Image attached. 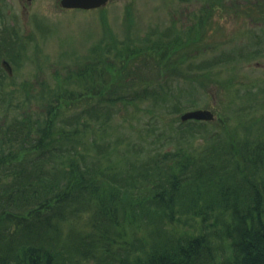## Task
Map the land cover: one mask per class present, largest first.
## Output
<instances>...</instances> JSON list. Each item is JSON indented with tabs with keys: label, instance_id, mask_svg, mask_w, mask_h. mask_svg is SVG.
<instances>
[{
	"label": "trees",
	"instance_id": "obj_1",
	"mask_svg": "<svg viewBox=\"0 0 264 264\" xmlns=\"http://www.w3.org/2000/svg\"><path fill=\"white\" fill-rule=\"evenodd\" d=\"M200 1L199 20L186 30L134 27L126 7L118 37L102 16L101 36L83 56L64 53L73 68L61 64L35 95L18 98L0 67V91H7L0 102L10 112L0 124V264H264V79L246 88L239 43L224 31L207 38L211 11L228 8L226 0ZM256 5L254 17L264 22V0ZM25 39L33 35L0 29V57L21 60ZM196 43L225 46L193 62L186 55ZM141 66L154 77L168 70L178 81L211 83L227 93L225 107L214 121L190 119L160 132L153 149L139 140L119 148L123 141L103 129L115 110L168 97L149 89ZM138 77L144 87L130 90ZM36 95L42 110L19 111ZM67 106L76 107L73 116ZM94 124L103 127L101 140L87 135Z\"/></svg>",
	"mask_w": 264,
	"mask_h": 264
},
{
	"label": "rangeland",
	"instance_id": "obj_2",
	"mask_svg": "<svg viewBox=\"0 0 264 264\" xmlns=\"http://www.w3.org/2000/svg\"><path fill=\"white\" fill-rule=\"evenodd\" d=\"M5 1L6 18L4 21L0 20V26H11L17 20L22 25L19 35L32 34L35 36V42H31V39L24 40L26 44L21 60L13 61L14 74L12 79L15 86L19 88L15 90L18 98H23L25 94H38L39 82L43 79L50 81L56 70L61 71V64H69L73 68L75 61L69 59L67 55L62 56L61 54L73 51L78 54L75 56H83L87 52V47L101 36L102 16L108 22L113 33L122 37L124 35L126 7L132 9L134 27L145 28L151 25L161 28L172 23L175 25V29L186 30L188 25L199 20L203 5V1L200 0L189 2H181L180 0H110L103 6L83 11L62 8L59 5V0ZM256 1L258 0H226L225 4L229 7L212 10L206 22L207 38L213 40V35H220L224 31L226 35H229V38H233L232 44L239 43V48H242L244 53L239 69L242 72V78L246 80L244 86L248 89H254L258 82L264 79V52L259 49L263 48L264 42H258L254 39L257 34L261 40H264V22L254 17V14L260 11ZM244 3L253 4L251 8H247L249 4L244 5ZM22 4H24L25 9H23ZM236 4H239L240 7L237 8ZM192 11L194 14L191 13ZM37 21L40 22L37 23ZM35 23L44 27H34ZM235 30H239V33H236ZM194 46L186 56L189 57L188 60L196 62L200 58L208 57L215 50H219L225 45L219 44L216 48H200L196 43ZM12 53L17 56L19 53L22 54V51L14 50ZM144 67L141 66L139 72L151 80L148 83L149 89L154 88L159 94L163 93L164 90L167 91V99L165 101L162 98L154 99L150 95L135 104L120 105L113 113L109 126L103 128L94 124L87 131V135L93 134L92 136H97L100 139L101 131L105 129L107 137L111 136L112 139L119 137L123 141L119 143V148L131 147L132 141L135 144L139 140V143L156 144V146L150 144L151 149H153L160 143L156 135L166 131L167 128L177 127L178 123L181 122L180 113L182 111L206 107L212 109L217 115L219 109L225 107L227 93L224 91L220 93L211 83L199 84L197 81L192 83L178 81L174 75H170L168 70H163L159 76L156 74L154 77L155 71L151 70L153 76L151 74L146 75L148 70ZM156 77H159V83L155 82ZM259 77L260 80H254V85H250L249 82ZM22 82L24 88L21 87ZM136 82L137 84L130 85V90L135 88L141 90L145 85L140 77L136 79ZM179 82H182L180 87ZM161 84L163 89L160 88ZM26 87H31V89L25 93ZM5 92L7 93V91ZM5 92L4 90L3 92L0 91V95L6 94ZM183 98L186 100L183 101ZM193 100L196 101L197 105L193 106L192 102H188ZM40 104L41 98L36 95L35 98L31 97L30 100L24 101L19 111L42 110ZM162 104H166V108ZM178 104L185 106L181 112L174 110L175 105ZM9 108L11 111L15 109L13 104ZM6 109L7 104L0 102L1 125L5 120L4 116H8L10 113L4 114ZM75 109L74 106L69 107L65 111V115L73 116ZM199 121L206 122V120ZM148 147L150 146L147 145V149ZM10 177L6 180L2 179V183H7ZM135 183V186L141 188L145 184L139 176ZM80 222L83 223V217L80 218Z\"/></svg>",
	"mask_w": 264,
	"mask_h": 264
},
{
	"label": "water",
	"instance_id": "obj_3",
	"mask_svg": "<svg viewBox=\"0 0 264 264\" xmlns=\"http://www.w3.org/2000/svg\"><path fill=\"white\" fill-rule=\"evenodd\" d=\"M107 0H61V5L64 7H80V8H93L105 4ZM4 63H6L4 61ZM8 70L11 72L10 68ZM214 115L212 111L205 108H198L185 111L181 114V119L186 120L189 118L209 120L213 119Z\"/></svg>",
	"mask_w": 264,
	"mask_h": 264
},
{
	"label": "flooded vegetation",
	"instance_id": "obj_4",
	"mask_svg": "<svg viewBox=\"0 0 264 264\" xmlns=\"http://www.w3.org/2000/svg\"><path fill=\"white\" fill-rule=\"evenodd\" d=\"M22 6H23V9H25V6H24V4H22Z\"/></svg>",
	"mask_w": 264,
	"mask_h": 264
}]
</instances>
